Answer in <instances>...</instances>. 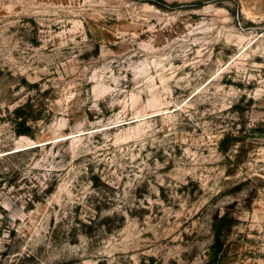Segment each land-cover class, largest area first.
Masks as SVG:
<instances>
[{
	"label": "rangeland",
	"instance_id": "1",
	"mask_svg": "<svg viewBox=\"0 0 264 264\" xmlns=\"http://www.w3.org/2000/svg\"><path fill=\"white\" fill-rule=\"evenodd\" d=\"M0 264H264V0H0Z\"/></svg>",
	"mask_w": 264,
	"mask_h": 264
},
{
	"label": "trees",
	"instance_id": "2",
	"mask_svg": "<svg viewBox=\"0 0 264 264\" xmlns=\"http://www.w3.org/2000/svg\"><path fill=\"white\" fill-rule=\"evenodd\" d=\"M35 86H38V84H34ZM15 118H16V124L18 126H23L25 125V123L27 122L28 120V114L25 113L24 111V105H19L15 108ZM23 131L22 130H17V133H22ZM219 235H217V238H218ZM216 246V242L213 244V248H215ZM218 251V250H217ZM217 251L215 252V257L217 256Z\"/></svg>",
	"mask_w": 264,
	"mask_h": 264
}]
</instances>
